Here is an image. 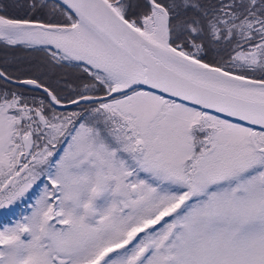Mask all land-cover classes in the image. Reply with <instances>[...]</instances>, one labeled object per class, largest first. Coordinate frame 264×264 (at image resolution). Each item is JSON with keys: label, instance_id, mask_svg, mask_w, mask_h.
<instances>
[{"label": "snow or ice", "instance_id": "6c2138e0", "mask_svg": "<svg viewBox=\"0 0 264 264\" xmlns=\"http://www.w3.org/2000/svg\"><path fill=\"white\" fill-rule=\"evenodd\" d=\"M18 48L0 264H264V0H0Z\"/></svg>", "mask_w": 264, "mask_h": 264}, {"label": "trees", "instance_id": "16d2710c", "mask_svg": "<svg viewBox=\"0 0 264 264\" xmlns=\"http://www.w3.org/2000/svg\"><path fill=\"white\" fill-rule=\"evenodd\" d=\"M33 53H35V52H33L31 50H28V49H22V48H18V49H15V50H8V51H5L3 49H0V60H3L4 58L10 59V58H12L16 54L17 57H22L21 55H24L23 57H25V59L27 60V62H28V60L29 61H34L33 57L36 58V59H38V57L35 54H33ZM22 65L26 67L27 66V63L22 64ZM69 108H71V106H69ZM20 210L21 209L17 208L15 211L16 212H19ZM12 218L13 217H12V214L11 213H9V212L2 213L0 215V224L7 223Z\"/></svg>", "mask_w": 264, "mask_h": 264}, {"label": "rangeland", "instance_id": "374dc122", "mask_svg": "<svg viewBox=\"0 0 264 264\" xmlns=\"http://www.w3.org/2000/svg\"><path fill=\"white\" fill-rule=\"evenodd\" d=\"M33 54H35L37 57H38V54L37 53H33ZM22 57H17V55L15 54L12 58H10L11 60L12 59H17V60H19L20 61V63L21 64H25V63H27L28 64V62H29V60H28V62H27V60L25 59V57H23L24 55H21ZM5 57V56H4ZM7 57V56H6ZM9 59V60H10ZM29 59V58H28ZM33 59H34V61L35 60H37L36 58H34L33 57ZM2 213H5V211H0V215L2 214Z\"/></svg>", "mask_w": 264, "mask_h": 264}]
</instances>
